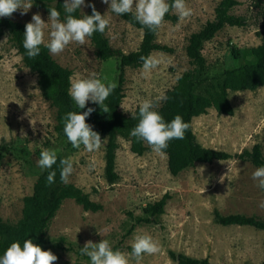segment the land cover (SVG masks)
Returning a JSON list of instances; mask_svg holds the SVG:
<instances>
[{
    "label": "rangeland",
    "instance_id": "obj_1",
    "mask_svg": "<svg viewBox=\"0 0 264 264\" xmlns=\"http://www.w3.org/2000/svg\"><path fill=\"white\" fill-rule=\"evenodd\" d=\"M218 1L186 0L188 7L193 9L191 17L183 21L178 16L176 21L164 20L157 29L155 40L170 50L150 53L162 60L150 74L145 75L142 66L122 68L124 96L118 107L120 114L130 116L145 99L156 101L164 96L177 77L191 68L185 52L188 37L213 17ZM26 2L31 3L30 0ZM90 4L110 18L104 35L112 48L126 53L138 47L141 29L112 12L109 4L102 0H85L79 12L86 15ZM21 12L17 10L10 18L27 24L38 12L48 22L49 14L33 4L26 13ZM232 12L244 16L245 23L241 26L225 25L203 44L208 78L213 83L224 70L243 63L245 50L260 44L264 33V0H238ZM50 31L49 22L45 28V43L50 38ZM51 55L56 62L71 70L70 80L96 73L104 83H117L121 70L118 57L98 59L89 38L84 45L73 42L59 55ZM202 91L210 94L213 103L226 97L233 113L220 114L211 106L205 113L194 116L191 126L197 141L232 154L250 150L257 143L264 156V86L226 90L219 95L209 87ZM161 103L159 101L156 108ZM97 105L88 101L84 109ZM55 124V107L42 95L36 74L25 66L5 31L0 35L2 219L16 222L21 217L23 197L30 192L36 175L43 171L38 166L40 153L45 149L59 148L62 150L59 153L73 161L74 171L69 182L88 193L102 207L97 211L85 210L74 200L65 199L48 226L47 242L63 236L75 246L83 247L89 240L98 243L107 239L111 245L119 243L122 246L120 251L131 257L132 251L126 246L131 247L135 236L149 234L160 250L153 255L144 254L139 264H176L169 257V250L207 258L212 264H258L262 260L261 230L247 225H222L214 217L215 211L224 215L243 213L264 217V207H260L264 202V189L253 180L252 173L258 167L249 160L232 157L210 163L196 162L172 175L167 169L164 152L157 154L147 144L148 148L138 155L130 150L128 139L118 136L115 151L118 177L109 183L104 174L106 136L102 138L98 151L88 152L83 145L79 149L73 148L55 131ZM92 162L95 167L90 166ZM165 193L168 198L160 223L136 226L125 235L131 222L128 212L140 214L146 204ZM51 251L58 257L54 264H90L73 252ZM130 264L137 262L131 258Z\"/></svg>",
    "mask_w": 264,
    "mask_h": 264
},
{
    "label": "trees",
    "instance_id": "obj_2",
    "mask_svg": "<svg viewBox=\"0 0 264 264\" xmlns=\"http://www.w3.org/2000/svg\"><path fill=\"white\" fill-rule=\"evenodd\" d=\"M30 1L36 8L42 9L48 14L49 8L55 7L61 14L60 19L65 21L67 14L63 7L64 0ZM167 2L171 4L172 0H167ZM237 4L238 0H219L214 7L213 17L207 20L198 30L190 33L185 52L191 68L177 77L174 85L167 89L164 94L167 99L162 100L161 105L156 108L163 115L166 122H170L179 114L185 122L190 124L184 139L169 141L168 147L163 150L166 154L167 169L172 175L178 174L196 162L210 163L214 160H226L232 157L249 160L256 167L264 166V156L259 144L255 143L250 150L232 154L199 143L191 126L192 118L205 113L207 108L211 106L220 114L233 113V108L226 97H222L213 103L210 94L202 91L203 88L209 87L214 91V94L219 95L226 90L254 89L258 86H264V33L260 44L245 50L243 63L224 70L214 83L208 78L206 60L202 54L203 44L210 40L223 26H241L245 23L244 16L232 12L233 7ZM91 14L92 9L90 8L86 15ZM73 15L76 17L83 16L79 10ZM119 16L142 30L141 40L137 48L124 53L112 48L104 33L95 32L89 37L94 47V54L98 59L107 60L117 56L121 66L117 80L118 86L104 102L108 112H103L98 104L96 108H93L95 110L90 116L86 118L87 123L100 134L101 138L106 136L104 174L109 183H113L118 177L115 171V151L118 147V136L128 139L130 150L138 155L142 154L149 146H147V142L138 141L137 138L130 135L131 130L139 122V107L133 112L136 114L135 118L132 115L124 116L118 111L124 96L122 68L124 66H142L143 62L140 57L150 55L153 50H170L166 45L155 40L157 30L155 32L150 31L135 20L134 15L131 13ZM164 20L176 21L177 15L170 10ZM25 25L10 17H0V35L5 31L8 33L11 42L21 54L25 66L36 74L42 95L56 109L54 129L71 144L64 133V117L70 111L84 112L87 108L79 109L68 94L71 70L56 62L44 45L40 46L39 56L35 58L27 56L26 50L23 48ZM233 53L236 55V50H233ZM59 158L66 157L58 153L57 164L53 165L51 169H44L34 178L30 192L23 197L21 217L16 222H10L0 217V256H3L12 242H20L23 246L24 240L31 239L33 243L40 245L43 250L61 249L73 252L79 258L91 264L90 258L81 254V246H75L63 236L54 239L52 242H47L46 239L48 226L65 199L74 200L85 210L97 211L102 207L100 203L93 201L89 194L78 186L71 182L65 184L61 181ZM51 171L56 172L55 182L48 184L47 176ZM167 198L168 194L165 193L158 200L146 204L140 214L135 215L128 212L131 222L125 235H128L139 225L159 224V218L164 212ZM214 217L222 225H247L261 230L263 258L258 264H264V217L243 213L224 215L218 211L214 212ZM111 246L114 250L122 249L119 243ZM126 247L132 251L130 246ZM168 255L176 264H212L207 258H196L173 250H169Z\"/></svg>",
    "mask_w": 264,
    "mask_h": 264
},
{
    "label": "clouds",
    "instance_id": "obj_3",
    "mask_svg": "<svg viewBox=\"0 0 264 264\" xmlns=\"http://www.w3.org/2000/svg\"><path fill=\"white\" fill-rule=\"evenodd\" d=\"M109 4V0H102ZM85 5V0H64V11L67 14L65 21L61 22L60 12L55 8H49L48 22L42 19L40 13H34L31 22L25 25L23 48L29 58L40 55L41 45H44L53 55H59L66 47L73 42L84 45L87 38L95 32L104 33L110 24V18L102 15L94 4L88 6L92 9L91 15L76 17L73 15L78 9ZM32 7L26 0H0V17H11L17 10L26 13ZM109 8L117 15L133 14L135 20L144 25L150 31L155 32L164 23V18L170 10H173L181 21L193 15V9L188 7L186 0H172L169 4L167 0H111ZM50 22V38L45 43V28ZM142 69L145 75L157 69L162 63L161 58L154 55L141 56ZM27 71V70H26ZM117 83H104L98 78L96 73H91L87 78L77 77L70 80L68 94L79 109H84L88 101H92L101 106L103 112H108L105 105L106 99L116 89ZM166 96H160L156 101L145 99L139 105V122L134 127L130 135L138 141H145L152 151L162 154L168 147L169 141L173 139H184L185 133L190 124L185 122L181 115L177 114L170 122H166L163 115L156 110L159 101L166 100ZM95 109L88 107L84 112L70 111L66 113L64 120V133L73 148L79 149L81 145L88 152L98 151L102 144V138L92 126L87 123L86 118ZM135 113L132 117L135 118ZM33 124V121H31ZM7 139V137H4ZM59 148L45 149L40 153L38 166L41 170L51 169L57 164ZM95 167L94 162L90 164ZM60 179L67 184L74 171L71 158H59ZM203 172L204 168L201 166ZM56 172L48 173L47 182H55ZM252 178L257 182V186L264 189V166L258 167ZM223 179L221 178V181ZM260 207H264V202ZM131 257L120 251L114 250L107 239H102L98 243L87 241L80 249L82 255L90 258L91 264H130V259L134 258L139 264L144 254L153 255L159 252L157 242L149 234H139L135 236L131 245ZM58 257L51 250H43L31 239H26L21 246L20 242H12L0 256V264H54Z\"/></svg>",
    "mask_w": 264,
    "mask_h": 264
}]
</instances>
